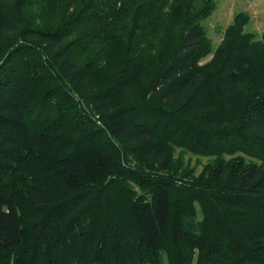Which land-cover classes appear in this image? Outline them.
<instances>
[{"label":"trees","instance_id":"16d2710c","mask_svg":"<svg viewBox=\"0 0 264 264\" xmlns=\"http://www.w3.org/2000/svg\"><path fill=\"white\" fill-rule=\"evenodd\" d=\"M215 7L0 0V264H264V32Z\"/></svg>","mask_w":264,"mask_h":264},{"label":"rangeland","instance_id":"374dc122","mask_svg":"<svg viewBox=\"0 0 264 264\" xmlns=\"http://www.w3.org/2000/svg\"><path fill=\"white\" fill-rule=\"evenodd\" d=\"M216 7L211 15L201 22V25L212 43L213 51L221 43L226 28L232 23L235 15L244 12L249 16V23L244 31L254 34L260 39L264 32V0H214ZM87 56H81V59ZM206 57L204 62L208 61ZM174 160L177 164L187 169L191 176H198L206 165L212 163L211 157L195 155L182 149H175ZM180 161V162H179Z\"/></svg>","mask_w":264,"mask_h":264}]
</instances>
